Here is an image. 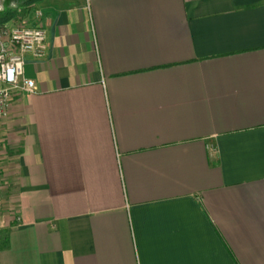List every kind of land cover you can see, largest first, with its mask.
Returning <instances> with one entry per match:
<instances>
[{
  "label": "crops",
  "instance_id": "obj_1",
  "mask_svg": "<svg viewBox=\"0 0 264 264\" xmlns=\"http://www.w3.org/2000/svg\"><path fill=\"white\" fill-rule=\"evenodd\" d=\"M26 5L0 264H264V0Z\"/></svg>",
  "mask_w": 264,
  "mask_h": 264
},
{
  "label": "built area",
  "instance_id": "obj_2",
  "mask_svg": "<svg viewBox=\"0 0 264 264\" xmlns=\"http://www.w3.org/2000/svg\"><path fill=\"white\" fill-rule=\"evenodd\" d=\"M46 48V29L25 16L0 23V119L8 117L20 91H34L35 79L25 75L28 53L41 57Z\"/></svg>",
  "mask_w": 264,
  "mask_h": 264
},
{
  "label": "rangeland",
  "instance_id": "obj_3",
  "mask_svg": "<svg viewBox=\"0 0 264 264\" xmlns=\"http://www.w3.org/2000/svg\"><path fill=\"white\" fill-rule=\"evenodd\" d=\"M20 2L21 0H0V11H5L7 7H10L13 10V17L24 16L23 13L26 11L27 5Z\"/></svg>",
  "mask_w": 264,
  "mask_h": 264
},
{
  "label": "trees",
  "instance_id": "obj_4",
  "mask_svg": "<svg viewBox=\"0 0 264 264\" xmlns=\"http://www.w3.org/2000/svg\"><path fill=\"white\" fill-rule=\"evenodd\" d=\"M9 1V0H8ZM33 0H21V4H29L31 3ZM12 9L10 7H7L5 9V11H0V23H4L8 18H10L13 13H12Z\"/></svg>",
  "mask_w": 264,
  "mask_h": 264
}]
</instances>
